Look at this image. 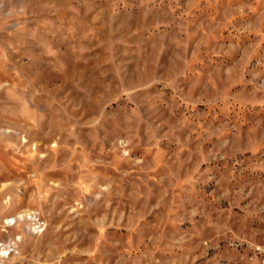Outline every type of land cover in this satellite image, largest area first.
<instances>
[{
  "label": "rangeland",
  "instance_id": "1",
  "mask_svg": "<svg viewBox=\"0 0 264 264\" xmlns=\"http://www.w3.org/2000/svg\"><path fill=\"white\" fill-rule=\"evenodd\" d=\"M0 264H264V0H0Z\"/></svg>",
  "mask_w": 264,
  "mask_h": 264
}]
</instances>
